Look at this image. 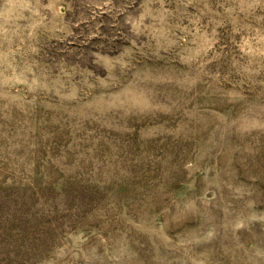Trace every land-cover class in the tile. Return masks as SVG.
Returning a JSON list of instances; mask_svg holds the SVG:
<instances>
[{
    "label": "rangeland",
    "instance_id": "1",
    "mask_svg": "<svg viewBox=\"0 0 264 264\" xmlns=\"http://www.w3.org/2000/svg\"><path fill=\"white\" fill-rule=\"evenodd\" d=\"M0 264H264V0H0Z\"/></svg>",
    "mask_w": 264,
    "mask_h": 264
}]
</instances>
